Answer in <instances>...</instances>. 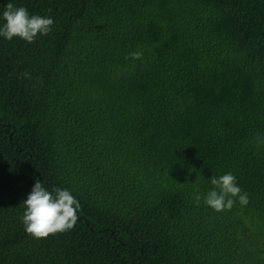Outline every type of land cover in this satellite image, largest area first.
Returning <instances> with one entry per match:
<instances>
[{"label":"trees","instance_id":"16d2710c","mask_svg":"<svg viewBox=\"0 0 264 264\" xmlns=\"http://www.w3.org/2000/svg\"><path fill=\"white\" fill-rule=\"evenodd\" d=\"M9 2L54 23L0 37V264H264V0ZM225 173L249 203L197 205ZM37 179L73 229L26 233Z\"/></svg>","mask_w":264,"mask_h":264},{"label":"clouds","instance_id":"9594fccd","mask_svg":"<svg viewBox=\"0 0 264 264\" xmlns=\"http://www.w3.org/2000/svg\"><path fill=\"white\" fill-rule=\"evenodd\" d=\"M3 23H0V37L11 41L19 38L27 43H33L37 35H47L52 30L54 23L51 17L30 14L25 6H16L9 2L2 12ZM126 59L142 60V51H132ZM25 78L30 74L25 72ZM212 188L203 194L197 189L195 203L204 204L216 212L230 211L237 200L240 205L249 203L247 193H242L236 177L232 173H225L210 179ZM24 208L22 223L27 234L36 239L47 238L49 234L69 231L76 225L81 205L73 194L67 189L52 188L49 190L44 183L36 180L26 200L21 204Z\"/></svg>","mask_w":264,"mask_h":264}]
</instances>
